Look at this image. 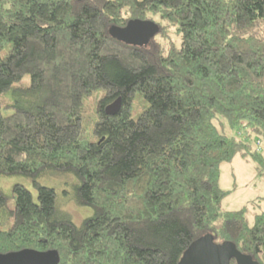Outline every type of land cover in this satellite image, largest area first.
<instances>
[{"label": "trees", "instance_id": "obj_1", "mask_svg": "<svg viewBox=\"0 0 264 264\" xmlns=\"http://www.w3.org/2000/svg\"><path fill=\"white\" fill-rule=\"evenodd\" d=\"M133 18L159 31L112 30ZM263 144L264 0H0V177L37 190L0 184V253L179 264L211 234L264 264V198L225 208L221 182L237 157L264 175Z\"/></svg>", "mask_w": 264, "mask_h": 264}, {"label": "water", "instance_id": "obj_2", "mask_svg": "<svg viewBox=\"0 0 264 264\" xmlns=\"http://www.w3.org/2000/svg\"><path fill=\"white\" fill-rule=\"evenodd\" d=\"M117 35L133 42H145L159 31V24L152 19L133 18L124 27H113ZM121 107L118 97L106 106L109 113L115 114ZM232 258L237 264H260L251 255L241 252L231 241L216 243L211 234L194 240L184 251L179 264H230ZM59 253L56 249L37 250L23 248L0 253V264H57Z\"/></svg>", "mask_w": 264, "mask_h": 264}, {"label": "rangeland", "instance_id": "obj_3", "mask_svg": "<svg viewBox=\"0 0 264 264\" xmlns=\"http://www.w3.org/2000/svg\"><path fill=\"white\" fill-rule=\"evenodd\" d=\"M25 80L29 81L30 78L26 76ZM13 109L14 107L11 106L6 110L12 112ZM255 169V162L253 160L241 157H237L231 163H225L222 166V185L232 190L231 194L224 200L223 204L225 208H237L247 201L259 196L264 198V175H258ZM2 179H5V186L2 183ZM40 181L43 184L55 186L58 192H63V188L54 184L56 183L54 179L42 176ZM16 182L25 184L33 192V196L35 200H37V190L28 178L24 176L0 177V184L9 195V204H13L15 200L12 196L11 187ZM59 205L61 210L72 214L74 217L72 220L77 224H80L85 217L92 213V208L78 206L68 195L62 196L59 199ZM261 206L264 208V200ZM252 207H250V209H252ZM6 226L7 225H4V227Z\"/></svg>", "mask_w": 264, "mask_h": 264}]
</instances>
